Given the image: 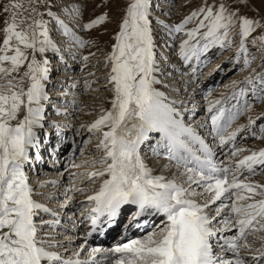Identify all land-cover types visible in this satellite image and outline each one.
<instances>
[{
	"label": "snow or ice",
	"instance_id": "obj_1",
	"mask_svg": "<svg viewBox=\"0 0 264 264\" xmlns=\"http://www.w3.org/2000/svg\"><path fill=\"white\" fill-rule=\"evenodd\" d=\"M54 7L50 0L0 2V264H98V253L114 257L113 264H264V184L249 179L258 168L264 171V148L241 156L245 149L235 145L237 134L255 123L251 117L247 125L229 131L252 108L248 86L254 100L264 102V72L253 69L233 81L230 99L236 104L231 109L218 107L221 100L209 104L210 124L186 122L177 107L184 102L161 90L170 87L165 77L172 74L162 49H171L193 73V61L199 65L213 48L235 47L236 62L242 58L244 68L251 67L255 57L250 58L248 45L264 52V14L256 9L249 16V0H202L178 22H169L154 15L158 5L153 0H124L104 58L111 108L87 125L89 133H100L95 151L102 155L86 175L90 183H101L86 196L89 207L81 212L90 224L84 243L70 248L73 237L57 232L60 213L34 198L43 193L34 190L25 171L30 149L38 148L36 129L44 128L51 63L46 54L61 51L51 25L68 38L69 48L96 43L78 35ZM82 8L74 4L60 10L73 16L81 32L111 21L107 11L84 21ZM92 55L80 59L87 62ZM172 71H178L175 65ZM50 126L59 128L54 122ZM252 135L264 139V128ZM145 144L148 158L141 154ZM229 145L225 159L217 161L214 146L222 150ZM149 158L164 163L152 167ZM125 206L134 209L137 227H155L111 248H87L98 225L113 224Z\"/></svg>",
	"mask_w": 264,
	"mask_h": 264
},
{
	"label": "rangeland",
	"instance_id": "obj_2",
	"mask_svg": "<svg viewBox=\"0 0 264 264\" xmlns=\"http://www.w3.org/2000/svg\"><path fill=\"white\" fill-rule=\"evenodd\" d=\"M69 1H71V0H61V3H60V0H50V2L55 5V7L53 8V11L57 12L61 18H63L67 14L66 18H63V19H64L65 23H67L70 28H72L74 31H76L77 34L82 36L85 40H93L94 39L96 43H95V46L86 45L83 49H78L75 46L71 47V48H73V49H71V50H73V52H70V54H71V57H73V53H75V62H74V64L69 66V68H65V70L62 68H59V67L56 69V72L54 74L55 77H53V75H52L53 78L51 79V81H52L51 84L53 86H55V89L57 90V92H56L57 99L55 97L51 96L49 101L51 104L54 105L53 106L54 109L59 108L58 106H56V102H57V105H60V104H58L59 98L61 95H62V97L66 96V93L63 90L66 89V87L68 85H70V84H68L67 86L64 87L65 84L64 85L62 84L63 80H61V79L63 78V75L65 72L76 70V73H77L78 79H79L77 81V84L73 85L76 93L73 91V93H75V94H73L72 91L68 90V92H69L68 94L69 95L71 94V96H73V98H74V99H70V100L75 101V103L73 101L71 103L76 108L72 107L71 108L72 110H70L68 107H65V106L64 107L66 109H69V111H71V113H69V111H68V113L70 114L69 117H71V115H72L73 118L78 117L77 118V119H79L78 121L82 122L81 120H85V122L87 124H90V122L95 120V118L96 119L99 118V116L102 114V110H104L106 108L105 106H102L100 109H96L101 104H98V105L92 104V106L93 105H95V106H93L91 109H87L88 108V107H86V106H88L87 101H90L91 103H92V101H95L96 99H94V96L96 95V93L98 94L99 98H101L100 100H102V98H103L104 102L108 103L107 104L108 108H106V109L108 110L111 108V105L109 103V100L111 98V93L108 90V88L105 87V83H106L105 77H106V74L108 72V69L104 65V58L107 55V53L110 51V45L113 42L111 37L114 34V31L116 30L117 20H118L119 16L121 15V12L119 11V9L123 6L124 0H108L106 7H99L100 5H103L105 3V0H76L75 2H78L76 5H82L83 6L82 11H83V20L84 21H87L90 17L94 18L95 15H98L104 11L109 12V14L111 16V21L107 22L103 28L98 27L96 29L90 30L89 32L79 31V29L76 28V20L73 18V16L68 15L67 12L64 13L63 11L57 10L56 7H58L59 4L63 5L64 3H67ZM0 2H3V0H0ZM153 2H154L153 3L154 5H158V7H156L155 11H154L155 16H159L162 20H165V21L178 22L181 19L182 15L187 14L190 10L199 6L200 3L202 2V0H153ZM71 3H72V1H71ZM249 4H250L251 9H252V10L248 11L249 16H252L254 14L253 10H256V9H259L261 11V13L264 14V6H262V5H264V0H249ZM71 5H74V4H68V6H66V7H68L70 9L69 6H71ZM165 13H168V15H165ZM45 19H48V17L45 16ZM189 27H191V25H189ZM51 29H52L51 35H52L54 41L57 42L61 51L62 50L64 51L65 48L69 47L68 45H69L70 41L68 40L67 37L63 36L62 32L54 24L51 25ZM105 29L107 31H105ZM54 31L56 32V34L54 33ZM178 42L179 41H177V43ZM157 43L159 44L160 41L158 40ZM248 48L250 50V58L255 57V59L253 60L251 67H249L247 69L244 68L242 58H241L239 63L236 62V59H235L236 48L235 47L231 48L230 50H221L219 48H213L206 56L201 58L199 65H196L195 61H193L192 66H195L197 68L195 73H193L191 71V67H185L183 65V63L178 59V57H176L173 54L171 49H162V50L165 51V53L168 56L171 55L169 58H170L172 64H175V61L180 62V65H179L180 71H183V73L180 72V75L185 73V75L188 77V79H187V81H189L188 84H189L190 88L192 89V91H194V93L192 95L193 97L191 100L192 101L191 105L192 106L198 105V108H197L198 114L201 111L202 115L203 114L206 115V114H208L206 109L208 108L209 104L215 103V101H217V100L223 101V104L218 105V107L222 106L225 109H231L232 105L236 104L235 100L230 99L233 91L235 90L233 87V81L239 82V81L243 80L246 76L253 73V69H255L256 72H264V67H261L262 61H264V52L258 51L255 47H253L252 44H249ZM89 52H93V53H95V55L90 56L89 60L87 62L82 61L80 59V57L84 56V55H88ZM51 53L52 52L49 51L46 54L47 57ZM65 55H67V53H65ZM69 59H66L65 63L63 62L65 64V66H68L67 61H69ZM85 64H86V66H85ZM61 66H63V65H61ZM168 68H170V67L168 66ZM21 71H23V69H21ZM90 73H94V75H89ZM210 80L212 81L211 86L207 82ZM86 81L88 82V85H89L88 87L85 86ZM60 82H61V84H59ZM248 88H249V91H248L247 100L250 104H252V108L248 111L243 112L237 118V120L232 124L229 131L236 129L240 125H247L249 117H251L255 121L254 125L255 126L258 125L253 130L257 133V135H259L260 129L264 128V116H262V114H264V102H256L252 96V93H251V86H248ZM161 90L165 91L168 94L166 88H162ZM197 90H199V92H202V93L197 94ZM87 95L89 96V99L87 98ZM198 95H203V97L201 99L204 100V103L203 104L201 103L202 105L198 104L201 101V99L197 98ZM54 96H55V94H54ZM84 97H86L87 99ZM243 99L244 98H241V103H243ZM50 106L52 107V105H49L47 110H48V112H51L50 115L52 117V116H54L53 114L55 113V110H52V108ZM103 107H104V109H103ZM52 111H53V113H52ZM193 111H195V110H193ZM64 112H66V111H64ZM22 114L23 113H21V115ZM196 116H197V112L194 115L192 114V116L190 117L192 119H190V121H192ZM60 117H62V116H60ZM53 119H56L55 116L53 117ZM68 121H69L68 118L64 119V122L66 124ZM190 121L187 120L186 122H190ZM207 121H210L209 115H208ZM58 122H60V121H58ZM85 122L81 123V124L75 123V125H73L70 128V131L68 130L69 133H71L72 135L75 136V138L77 137V139H78V137H82L78 141L77 146L75 148L70 149V150L66 149L62 146L63 150L61 151L62 152L61 155H63L62 159H61V163L62 162L64 163L65 156H68L69 157L68 160H65L67 168L69 169V171H76L73 174V177L71 176V179L74 180L73 185L76 183L78 187L84 188V189H86V191H87V189H89L88 192L85 191L84 193H81V192L73 193L72 197H73V199H76L75 202L77 204H81L82 200H85L86 196L90 195L93 190H98L99 185L101 183V181L99 179H97L95 181V183H90L87 179L86 174L95 170L94 166L92 164V161L94 159H96L99 155H102V153H97L95 151V146H96V144L99 143L100 133H95V134L89 133L87 131V126H86L87 124ZM83 124L85 127L81 128V125H83ZM63 125H65V124H63ZM63 125H60V128H62ZM65 126L62 130L63 133L66 132L65 128H67V127H65ZM77 129H79V131H77ZM244 135H247L250 138L249 143L252 145L257 144L258 142L264 140V139H257L255 137H253L252 133H250L249 128H246L244 131H241L237 134L238 140L240 141L241 136H244ZM51 136H52L51 138H53L55 136V134H52ZM42 139H44V136ZM85 141H88V143L85 144ZM41 143H42L41 146L43 147L44 140H42ZM236 147L242 148L245 150H247V149L253 150L250 147H247L245 145V143H243V142H241V144L240 143L237 144ZM256 148L259 149V147H256ZM64 149H66V150H64ZM81 149H83V152H81ZM87 151H89L90 153ZM244 152L241 153V156L244 155ZM80 154L83 156V159H81L82 156H80ZM141 154H142V152H141ZM45 158H47L48 161L50 160V157H48L46 155H45ZM237 158H240V157H237ZM48 161L46 160L47 163H48ZM75 164L81 165V167H79V168L74 167L73 165H75ZM95 167L98 168L99 165H96ZM28 172H27V174H28L29 178H31V174H30V172L29 173ZM82 173L85 175H81ZM253 177L264 178V171L260 170V173L254 175V176H250L249 179H251ZM37 178H39V177H37ZM37 178L35 177V179H37ZM50 179H52V177ZM39 180L37 179L35 181L41 182V179H39ZM29 181L31 183L32 181H34V179L33 180L29 179ZM31 185H32V183H31ZM63 198H64L63 192L62 193L59 192L57 194V196L52 200L49 207L54 208V206H52L54 204L55 205L57 204V207L60 206L59 204H61L63 202V200H62ZM66 201H64V202H66ZM64 202H63V204H64ZM42 203H46V202L43 201ZM87 205H88V203H87ZM80 207L82 208L85 206L83 205ZM81 208H79V209H81ZM79 211L82 212V210H79ZM81 212H79L78 214L81 215ZM59 229L62 233H64V235L67 233L71 236L77 234V232H72L71 230H68V228H63L62 226L60 228H58L57 230H59ZM62 238H63V236H58V239H62ZM86 247L90 248V247H88V244H86Z\"/></svg>",
	"mask_w": 264,
	"mask_h": 264
},
{
	"label": "bare ground",
	"instance_id": "obj_3",
	"mask_svg": "<svg viewBox=\"0 0 264 264\" xmlns=\"http://www.w3.org/2000/svg\"><path fill=\"white\" fill-rule=\"evenodd\" d=\"M71 1H72V3H71ZM71 1H69V2H67V3H64L63 5L62 4H59L58 5V7H56L57 8V10H61V9H63V8H65L66 6H68V4H77L78 2H75L76 0H71ZM60 3H61V0H60ZM158 3V2H157ZM167 3V2H166ZM70 7V6H69ZM64 13H66V12H64ZM67 15V14H66ZM66 15L63 17V18H66ZM63 18H61V19H63ZM161 19V18H160ZM64 20V19H63ZM66 56V55H65ZM171 56V55H170ZM169 56V57H170ZM68 57H70L69 55H68ZM216 58V57H215ZM71 59V58H70ZM69 59V61H67V64L68 65H70L71 63H72V61ZM50 61H51V63H50V67L53 69L54 67H59V68H62V66L61 65H64L63 63H56V60H54L53 58H50ZM59 64V65H58ZM172 65H175V67L178 69V71H172ZM180 62L179 61H175V64H170L169 65V67L171 68H168V71L169 72H172V74H171V76H167L166 75V77H165V83L166 84H168L170 87H168V88H166V90H167V92H168V95L170 96L169 98L170 99H175V100H177V101H183L184 103L181 105V104H177V107H179L180 108V110L184 113V118H185V121H190V119H192V118H190V116H191V111L192 110H198L197 108H198V105H196V106H192L191 104H192V95H193V93H194V91H192V89L190 88V86H189V84H188V82L189 81H187V79H188V77L185 75V73L184 74H181L180 75V72L181 73H183V71H180ZM73 70V69H72ZM55 71L53 72V77H55ZM52 77V78H53ZM61 80H63V82H62V84L64 85V87L65 86H67L68 84H70V85H68L67 87H66V89H64L63 91L66 93V96H63L62 97V95L60 96V98H59V102H58V104H60V105H57V102H56V106H58L59 108H56V109H54V105L53 104H51L50 103V101H48L47 102V104H48V106L49 105H52V110H55V113L53 114L54 116H55V118L57 119H53V117L54 116H52L51 117V115H50V113L51 112H46L45 111V113H44V116H45V121H44V126H47V127H44V129H36V131H37V133H38V136L41 134L40 132H42L43 131V133H45L46 132V135H44L45 137V139L44 140H46L47 139V142L45 143V148H43V149H38V151H36V148H34V150L36 151V153H35V155L37 154V152L39 153V150H40V153L42 154V150H44V152H46L47 153V150H48V148H50V146H57V148H58V152H54L53 153V156H52V158L48 161V163L46 162V158H44L43 159V162L42 163H40V162H38L37 164H35V161H36V159H34V167H32L31 166V168L29 169V170H27V172L29 171L30 172V174H31V178H29L30 180H33L34 179V181L35 180H39V179H41V182H44L45 183V186L44 187H40V183L41 182H37V181H32L31 183H32V186H33V188L35 189V191L37 192V193H43V195H37V196H35L34 198L35 199H37L38 201H41V202H46L45 204H47V206L49 207V205L51 204V202H52V200L57 196V194L60 192V193H62L63 192V194H64V198L62 199L63 200V202L64 201H66L67 200V197H72V195H73V193H75V192H78V191H76L77 189H79L80 187H78L77 186V184L75 185H73V181L74 180H72L71 179V176L73 177V174L76 172V171H69V169L67 168V165H66V161L65 160H68V156H65V159H64V163L62 162L61 163V159H62V156L63 155H61L62 154V150H63V147L64 148H66V149H72V148H75L76 146H77V144H78V141L82 138V137H78V139H77V137L75 138V136L74 135H72L71 133H69V131H70V128L73 126V125H75V123H78V124H81V123H84L85 122V120H81L82 122H80V121H78L79 119H77L78 117H76V118H73V116L71 115V117H69L70 116V114L69 113H71V111H69V109L70 110H72L71 108L72 107H75V106H73L72 105V101L75 103V101L74 100H70V99H74L73 98V96H71V94L69 95L68 93V90L69 91H72V93H73V91L75 92V90H74V86L73 85H75V84H77V81L79 80L78 79V75H77V73H76V70H74V71H68V72H65L64 73V75H63V78L61 79ZM89 80V79H88ZM209 84H210V86H211V84H212V81L210 80V81H207ZM214 82V81H213ZM59 84H61V82L59 83ZM84 84V83H83ZM191 84V83H190ZM58 86V85H57ZM104 87V86H103ZM158 87H160L159 85H158ZM213 87V86H212ZM162 89V88H161ZM174 89H178L179 91H175ZM57 91V90H56ZM71 93V92H70ZM76 93V92H75ZM75 93H73V94H75ZM199 93H202V92H199V90H197V94H199ZM65 95V94H64ZM84 95V94H83ZM95 95V94H94ZM103 95V94H102ZM77 96V95H76ZM97 96V97H96ZM56 99H57V95H56V93H55V96H54ZM203 97V95H198V99H201ZM67 98V99H66ZM84 98H86V97H84ZM87 98L89 99V96L87 95ZM86 98V99H87ZM205 98V97H204ZM94 99H98L97 101L95 100V101H92V103L90 102V101H87L88 102V106H86V107H88L87 109H91L93 106H95V105H93L92 106V104H96V105H98V104H101L98 108H96V109H100L102 106H105L106 108H108L107 107V102H104V100H103V98H102V100H100L101 98H99V96H98V94L96 93V95L94 96ZM50 100V99H49ZM203 104L204 103V100H202L201 99V101L198 103V104ZM46 104V103H45ZM201 104V105H202ZM90 105V106H89ZM55 106V107H56ZM68 107L69 109H66L65 107ZM233 106V105H232ZM44 107H45V105H44ZM192 107V108H191ZM202 107V106H201ZM76 108V107H75ZM95 108V107H94ZM104 109V107H103V109L104 110H107V109ZM95 109V110H96ZM64 111H66V112H64ZM68 111H69V113H68ZM52 113H53V111H52ZM204 115V114H203ZM202 115V113H201V111H200V113L199 114H197V116L192 120V121H190V123H193L194 125L195 124H199V123H202V122H204L205 120H207V118H208V115L209 114H206V115H204L203 116ZM60 116H62V117H60ZM67 116V117H66ZM65 118H68V122H67V124L64 122V119ZM74 119V120H73ZM94 119V118H93ZM246 119V118H245ZM95 120H96V118H95ZM243 120V119H242ZM58 121H60L59 123H57L59 126L60 125H63V124H65V125H63V127L61 128L62 130H63V128H64V126L65 127H67V128H65V133H63V132H61V130H59V128L57 129V128H53V133L55 134V136L53 137V138H51L52 136V134L51 133H49L48 131H50L51 130V128H48V127H51L50 126V124H51V122L53 123H55V122H58ZM94 121V120H93ZM92 121V122H93ZM92 122H90V124L92 123ZM86 123V122H85ZM208 123H209V121H208ZM87 124V123H86ZM210 124V123H209ZM49 125V126H48ZM77 125V124H76ZM84 125V124H83ZM87 125H89V124H87ZM86 125V126H87ZM78 126V125H77ZM239 126V125H238ZM258 125H252L251 126V128H249V129H254L255 127H257ZM69 130V131H68ZM60 131V132H59ZM201 132H202V134H203V132H204V130H200ZM254 131V130H253ZM72 135V136H71ZM57 141V142H56ZM249 141H250V138L246 135V136H241V139H240V141H236V143H235V145L236 144H241V142H243V143H245V145L247 146V147H250L251 149H253V150H259L260 148H264V140H262V141H260V142H258L257 144H250L249 143ZM209 142H211V139L209 138ZM50 145V146H49ZM255 145V146H254ZM63 146V147H62ZM73 146V147H72ZM255 148H254V147ZM256 147H259V149L258 148H256ZM66 149H64V150H66ZM229 149H230V145L229 146H226L224 149H220L219 147H216V146H214V150L216 151V160L217 161H220V160H223V159H225V157H224V155H223V153H225V152H229ZM89 150V149H88ZM93 151V150H92ZM86 152V151H85ZM87 152H89V151H87ZM90 153V152H89ZM44 154V153H43ZM249 154V151H248V149L247 150H245V152H244V155H248ZM30 155H31V153H30ZM142 155L143 156H145L146 158H148V157H150V152H149V145L148 144H145V145H143L142 146ZM80 156H82L81 154H80ZM90 158V157H89ZM80 159V158H79ZM81 159H83V156H82V158ZM80 159V160H81ZM152 159V160H151ZM79 161V160H78ZM85 161V160H84ZM83 162V161H82ZM148 163H149V165L150 166H152V167H156V168H159V164H163L164 163V161L163 160H161V161H159V164L155 161V159L154 158H149L148 159ZM65 164V165H64ZM48 165V166H47ZM86 165V164H85ZM84 165V166H85ZM258 171V170H257ZM26 172V173H27ZM28 172V173H29ZM258 173H260L259 171L257 172V174ZM29 174V175H30ZM245 175H247V173H245ZM52 177V179H50L51 177ZM35 177L37 178V177H39V178H37V179H35ZM251 181H254V182H259V183H261V184H264V178H262V177H253V178H251L250 179ZM40 181V180H39ZM48 181H56L57 183H56V185L55 186H53V185H51V184H48L47 182ZM82 184V183H81ZM77 186V187H76ZM67 190V191H66ZM89 191V189H87V191L86 192H88ZM49 194H54V198L53 199H51V200H49V199H47V196L49 195ZM81 196V195H80ZM75 200L76 199H72L71 201H66V202H64V204H66L67 206L65 207V208H61V205L63 204V202L61 203V204H59L60 206H58L57 207V204L55 205H52V206H54V208H52V209H54V210H56V211H58L59 213H60V217H61V226L63 227V228H68V230H71L72 232H75V230H77V227H78V232H77V234L76 235H72V237H73V243L69 246L70 248H77L80 244H82V243H84V237H85V230H86V228H85V224H84V222H83V220H84V218L82 217L81 219H79V217H81V215H79V217H77L76 216V214L77 213H79V212H81V211H79V210H82L83 211V208H86V207H89V205H87V201H86V199L85 200H82V202H81V204H77L76 202H75ZM79 203V202H78ZM85 206V207H80V206ZM56 206V207H55ZM79 208H81V209H79ZM41 215L42 216H44V214L43 213H41ZM72 215H75L74 217H72ZM71 217L73 218V219H71ZM44 218L45 219H49L50 217H47V216H44ZM83 219V220H82ZM85 221V220H84ZM159 221H157V223H158ZM73 224H75L76 225V227L75 228H73ZM63 231V230H62ZM70 231V232H71ZM57 232L58 233H62L61 231H60V229L59 230H57ZM65 235H68V236H71V235H69L68 233L67 234H65ZM141 236V235H140ZM139 236H136V238H138ZM76 238V239H75ZM63 239V238H62ZM118 243H122L121 241H117L116 240V242L114 243V245H112V247H114L115 245H117ZM96 248V247H95ZM97 257H96V260L97 261H102V260H104V258H103V255L102 254H100V253H98L97 255H96ZM83 257V256H82ZM113 260H114V257H112V256H109L108 257V259H105V261L103 262V264H113Z\"/></svg>",
	"mask_w": 264,
	"mask_h": 264
}]
</instances>
